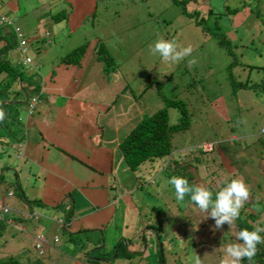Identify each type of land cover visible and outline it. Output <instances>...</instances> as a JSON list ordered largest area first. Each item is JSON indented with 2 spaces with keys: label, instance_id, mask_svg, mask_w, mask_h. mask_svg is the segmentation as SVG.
<instances>
[{
  "label": "rangeland",
  "instance_id": "obj_1",
  "mask_svg": "<svg viewBox=\"0 0 264 264\" xmlns=\"http://www.w3.org/2000/svg\"><path fill=\"white\" fill-rule=\"evenodd\" d=\"M26 1L18 0L21 10L27 5ZM244 1L246 2V0H198L197 10L200 16L204 18L207 16L206 4L216 12L218 29L227 40V46L218 44L216 38L209 32H202L190 17L180 11L179 5L171 0H93V13L78 23L71 33H68L65 27L68 25L63 24V19L52 24L50 37L52 41H61L62 46L65 45L63 43L76 46L85 41L83 57L93 46L99 47L100 52H105L110 63L103 65L102 59H97L101 61L102 68L108 67V71H103L113 72L121 79L125 86L124 97H128L130 103L136 105V111L143 115L161 106L164 98L183 101L189 112V127L182 134L174 135L172 144L178 148L191 149L201 146L205 151L213 148L210 153L212 161L207 162L203 173L198 170L201 179L198 185L220 188L233 179L243 180V177H248L247 186L254 190L252 182L259 181L264 187V142L259 146L260 142L256 141L261 126H264V92L259 89L252 91L248 88H239L232 94L226 69L230 61L237 62L230 67L233 77L243 80L247 76L248 80L252 81L258 78L259 73L254 69L248 70L246 64L260 65L264 59V28L262 24L253 22L252 12L246 9L256 3L257 9L262 12L264 0H248V6ZM240 3L242 5L238 6ZM46 4L49 8L54 7L55 11L58 5L64 8L61 0H47ZM235 6L238 8L237 11L233 13L226 11ZM191 8V3L187 2L186 9ZM18 15L19 21L16 24H22L25 18L23 14ZM212 16L206 17L207 27L213 25L210 22ZM25 17L30 18L29 15ZM55 25H59L57 31ZM159 39L176 40L180 47L191 46L193 51L178 64L166 63L158 54L153 55L150 51L151 46ZM11 51L13 47L7 50L8 53ZM35 52L36 50L27 49L26 55L33 61L39 55ZM192 60L195 63H190ZM42 70L44 67L32 72L38 76L43 75ZM166 112L169 123L176 121L178 112L174 107H167ZM18 117L15 116L11 121L13 124L10 125L9 131L6 133L2 131L0 140L9 142L11 133L17 132L18 126H21L19 122L21 118L18 120ZM256 147L261 150L259 154L262 157L254 155ZM7 153L9 155L5 157L10 162L15 161L16 164L19 162L14 158L12 151ZM156 162L159 161L155 160L152 164L156 165ZM142 167L143 165L139 168L143 172L140 187L137 184L130 193H125L126 200H123V206L117 207L119 212L115 213L112 222L104 231L105 252L102 257L93 260L96 258V247L87 246L83 238L75 235L67 238V234L58 227L54 246L63 250V253L58 255L50 253L52 255L45 258L42 254L41 263L195 264L196 258L199 257L200 264H221L226 258L225 247L238 243L233 236V225L230 228L225 223L222 230L214 232L215 221L211 217L207 218L208 213L202 212L192 202L187 201V197L183 203L177 202L174 188L167 183L173 175L158 170L149 176L144 172L147 167L143 168L144 170ZM157 167L158 165L155 166ZM132 176L129 177L133 179L135 185L139 181L135 174ZM148 177H152L151 181L147 180ZM221 182L223 184L219 186ZM4 184L7 185L4 182L0 186ZM14 189L16 190V187ZM6 202L9 203L8 200ZM59 205L53 207L48 214L44 208L35 206L32 208L39 209L38 213L45 212L44 216L56 221L57 217L64 219L68 208L65 203ZM251 205L243 206V210L247 211L249 208L252 210ZM253 206L259 207L257 204ZM262 213L264 214V211ZM44 216L40 217V221L50 223L51 221H47ZM120 216L123 217L122 222ZM115 223L118 226L124 224L125 228L122 225L121 230L114 231L120 236L112 238L107 233L109 230L113 231L111 226ZM22 225L26 227L24 230H27L28 224ZM44 227L47 228V225ZM144 228L150 230V233L145 234V240L140 244L139 236ZM42 229L46 236L51 238V231ZM129 232L131 234L135 232V236L137 235L139 249L136 252L129 251L128 243L127 247L125 245L124 237L128 238ZM11 233L14 237L0 250H7L9 251L7 256L21 260L24 259V251L27 249L31 253L27 256L34 260L33 254L36 251L33 250L31 242L25 240L24 232L2 225L0 239L8 238ZM18 239L22 240V247L18 244ZM86 246L87 249L84 251ZM122 250L130 255L119 256ZM116 251L118 255L112 261L104 260L106 257H113ZM166 252L170 254L169 258L166 257ZM84 259H87V262Z\"/></svg>",
  "mask_w": 264,
  "mask_h": 264
},
{
  "label": "crops",
  "instance_id": "obj_2",
  "mask_svg": "<svg viewBox=\"0 0 264 264\" xmlns=\"http://www.w3.org/2000/svg\"><path fill=\"white\" fill-rule=\"evenodd\" d=\"M27 1L21 10L18 0H0V13L3 15L17 22L18 14H23L25 20L17 25L26 38L25 46L36 50V55L39 54L33 61L27 55L30 58L28 67L21 64L22 58L17 53L19 50L13 49L10 53L11 63L21 66L23 73L31 77L36 75L32 71L44 67L43 75L33 77L37 93L32 95L37 94V100L31 112L26 110V104L17 107L16 116L21 118L18 134L21 137L10 145L4 139L0 140V185L7 183L6 186H0V201L11 208L4 217L10 221L6 226L24 232V238L31 242V246L34 236L42 234L50 242L43 246V257L58 255L63 250L54 246L42 228L51 231L52 235L56 234L59 225L44 215L58 204L62 206L65 203L68 208L60 229L67 234V238L73 235L81 237L87 246L95 248L100 245V250L105 252L104 231L107 225L119 212L117 207L123 206L125 193H130L137 184L140 187V183L134 185L133 179L129 177H133L132 173L122 162L117 143L143 114L136 111V105L130 103L128 97H124L125 86L121 79L113 72L103 71L102 63L97 60L92 47L83 57L84 49L78 62L71 64L63 62L61 56L77 45L63 43L65 45L62 46L61 41H52V24L64 19L63 24L68 25L65 27L71 33L78 23L93 13V0H61L67 11L58 21H53L49 16L54 7L49 8L47 0ZM55 26L57 31L59 25ZM15 108L11 106L9 112H15ZM3 133H6V129ZM8 148L19 161L17 164L5 157L9 155ZM151 178L147 180L151 181ZM16 186L21 191V194L18 191L20 196L14 192ZM8 191L11 195H7ZM33 206L44 208L46 213H38L39 209ZM41 216L51 222L47 224L46 221H40ZM120 217L122 222L123 217ZM23 223L28 224V231L24 230L26 227ZM46 225L47 228L44 227ZM122 225L125 228L124 224H113V231L109 230L108 236H120L114 231L121 230ZM12 233L8 238L0 239V249L14 237ZM134 233L129 232L124 241L126 247L128 243L129 251L136 252L139 244ZM149 233L150 230L143 229L139 236L140 244L144 242L145 234ZM18 241L21 246L22 240ZM0 251L3 252L0 253L2 257L9 252ZM24 252V259L31 261L27 256L31 253L28 250ZM33 256L36 259L37 254ZM169 256L166 252V257Z\"/></svg>",
  "mask_w": 264,
  "mask_h": 264
},
{
  "label": "trees",
  "instance_id": "obj_3",
  "mask_svg": "<svg viewBox=\"0 0 264 264\" xmlns=\"http://www.w3.org/2000/svg\"><path fill=\"white\" fill-rule=\"evenodd\" d=\"M176 3L180 7V11L190 17L192 22L199 27V29L203 31L209 32L216 38L218 44L222 46H227L226 39L222 35L223 33L219 31L218 25L215 19V11H212L208 4H206V17L208 15H213L211 18V23L213 25L207 27L205 24L207 23L206 17L199 15L197 7L199 6L198 0H171ZM257 1V0H256ZM191 3V10L186 9V3ZM245 5L248 6V0H246ZM242 4H238L241 6ZM258 6L256 3L252 4V6H248L246 8L249 12H252L254 16L253 22L257 24H262L264 28V10L262 12L257 9ZM66 9L57 8V10H53L49 13V16L53 21H58L64 17V13ZM238 8L231 7L226 11L228 13H233L237 11ZM263 13V14H262ZM219 14V13H217ZM256 24V25H257ZM11 24L4 23L0 24V111L3 112V118L0 119V131L6 129V132L11 128L10 125L13 124L11 122L15 119L16 113L18 111V106L20 104H26L33 93H37V88L34 87L35 81L33 80L32 75L24 74L22 67L19 66L17 69L16 65L11 63V55L7 52L10 47H13L15 50L16 45L14 43V39L12 36V29L10 27ZM13 41V42H11ZM253 41V40H252ZM84 44H78L76 47L67 51L61 56V60L66 63L76 64L80 58V55L84 51ZM264 45V44H263ZM94 54H96V58L102 59L101 61L106 65L110 63V59L105 52H100L99 47H92ZM17 51V50H15ZM228 52H230L228 50ZM17 53H19L17 51ZM233 55V53H230ZM14 58V57H13ZM12 58V59H13ZM237 62L230 61L227 66V80L229 86L231 88L232 94H235V91L239 88H248L252 89V91L262 90L264 92V59L262 64L260 65H248V70L254 69L257 71L258 78L255 80H248L247 76L243 80H237L233 77L230 67ZM241 65V64H239ZM244 65V64H243ZM104 71H108V67L103 68ZM27 84L30 86H27ZM34 87V88H32ZM2 101H4L2 103ZM17 105V106H16ZM16 107L15 112H9L10 107ZM174 107L178 112V116L176 121L169 123L167 121V107ZM1 120L3 122H1ZM189 127V112L185 106V103L180 99L175 98H164L163 104L157 108H155L152 112H149L145 115L140 116L135 123L128 129V131L120 138L117 143V149L120 154V158L122 162L125 164L126 168L132 174H135V177L138 179V183H140V178L142 177V173L140 171V167L143 165L142 169L147 167L146 172L149 176L152 173H156V171H162L169 173L173 176H181L186 178L189 181L190 185H198L201 182V179L198 175V170H201L203 173L204 167H207V162L212 161L213 157L210 155L213 148H209L208 150H203L201 146L195 147L191 149V147H176L175 144H172V137L174 135L182 134ZM10 134V133H9ZM18 129L16 133H11L10 140L7 143L14 142V140H18L21 137V134L18 137ZM255 140V139H254ZM257 142H260L259 146L264 142V126H261L259 135L256 138ZM212 145V144H211ZM261 150L256 147V151L254 153L260 156ZM158 160L156 162L158 165H153L152 162ZM144 170V169H143ZM140 172V174H139ZM209 174V172H208ZM234 175V174H233ZM244 181H246V185L248 184V177H243ZM144 182V180L142 181ZM223 182L219 184L222 186ZM256 184V185H254ZM262 183L258 181V183H253L254 190L251 191V199L244 204V207L257 204L259 207H255L251 205L252 210L249 208L247 211L241 209L240 216L233 223V236L235 237L236 242H239L237 239V235L241 229H249L254 230L256 227H264V187L261 185ZM204 186V185H203ZM205 187H208L205 185ZM210 191L213 193V199H215V193L218 191V187H208ZM19 187L16 186V190L14 192L20 196ZM187 201H190V197L186 196ZM38 202V201H32ZM191 202V201H190ZM6 214H2L0 219V225L2 227L6 226L4 222V217ZM66 231V230H65ZM264 236V233H261ZM118 243V242H116ZM117 245V244H116ZM115 246V245H114ZM258 252L254 258L255 264H264V244L258 245ZM27 250V249H26ZM104 251H101L99 247H96V258L93 260H98L104 254ZM118 252L116 251L115 255L110 258H105V261H112L115 257H117ZM130 253H125L122 250L119 256H128ZM87 262V259H84ZM39 262V263H38ZM84 262V263H85ZM82 263V262H81ZM0 264H43L40 262L39 258L36 256V259L33 261H26L25 259H17L12 256L2 257L0 258ZM242 264H249L247 260H244Z\"/></svg>",
  "mask_w": 264,
  "mask_h": 264
},
{
  "label": "clouds",
  "instance_id": "obj_4",
  "mask_svg": "<svg viewBox=\"0 0 264 264\" xmlns=\"http://www.w3.org/2000/svg\"><path fill=\"white\" fill-rule=\"evenodd\" d=\"M0 16L4 18V20H0V24H11L10 27L12 29L13 39L15 27H17L21 32L22 38L24 40L23 45L25 47V51L20 52V50L17 48V41L14 39L16 45L15 48L19 50L20 54L22 55V59L20 61L21 64L30 65V58L25 53L27 51V48L25 46L26 40L21 28L16 24L13 18L10 19L11 17L5 16L2 13H0ZM150 51L153 55L158 54L166 63L178 64L186 57L190 56L193 49L191 48V46L180 47L176 40L159 39L154 43L153 46H151ZM23 56L28 57L29 62H23ZM190 63H195V61L192 60L190 61ZM33 96L36 97L34 101L35 103L37 100V94ZM29 101L30 99L26 103V110L28 112H31L34 103L32 105V108L28 109ZM2 118L3 112L0 111V119ZM167 183L174 188L175 199L177 200V202L183 203L185 201V197L188 196L190 197V201L202 212L208 213L207 218L211 217L212 219H214V232L217 230H222L225 223H227V225L231 228L234 221L239 218L241 209L243 208L244 204L251 199V191L242 179H233L225 186L220 187L215 193V199H213L212 191H210L207 187L203 185H190L189 181L184 177L173 176L167 181ZM7 195H11V192L8 191ZM0 204L6 203L3 202ZM10 211L11 208L9 207V210L7 212L0 214V219L2 214L7 215ZM4 222L6 224H10L9 220L4 219ZM56 222L59 227H63V220L57 219ZM261 233H264V227H256L254 230H249L247 228L241 229L237 235V239L239 242L235 244H229L225 247L224 251L226 254V258L221 261V264H242L244 260H247L249 264H255L254 258L259 250L258 245L264 244V236H262ZM38 235L42 236L43 241L39 242V247L36 248L35 243L38 242ZM50 241L52 243L57 241L56 234H53L51 236ZM49 243L50 242H48L42 234L38 233L34 236V242L32 246L33 250L37 252L35 253L37 254L40 262V258L43 254L44 249L43 246H46ZM195 264H200L199 257L196 258Z\"/></svg>",
  "mask_w": 264,
  "mask_h": 264
},
{
  "label": "built area",
  "instance_id": "obj_5",
  "mask_svg": "<svg viewBox=\"0 0 264 264\" xmlns=\"http://www.w3.org/2000/svg\"><path fill=\"white\" fill-rule=\"evenodd\" d=\"M4 20V18L2 16H0V20ZM14 39L17 41V48L20 50V52H24L25 51V47H24V40L22 38V35H21V32L18 30L17 27L14 28ZM23 62L27 63L29 62V59L28 57L26 56H23ZM36 97H31L30 98V101L28 103V109H31L32 108V105L35 101ZM9 210V207L6 205V204H0V214L1 213H5ZM37 241L35 243V247H39V242H42L43 241V238L42 236L38 235L37 236Z\"/></svg>",
  "mask_w": 264,
  "mask_h": 264
}]
</instances>
